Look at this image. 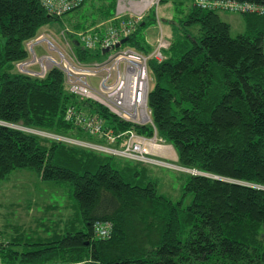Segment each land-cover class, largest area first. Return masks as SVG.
<instances>
[{
  "label": "trees",
  "instance_id": "16d2710c",
  "mask_svg": "<svg viewBox=\"0 0 264 264\" xmlns=\"http://www.w3.org/2000/svg\"><path fill=\"white\" fill-rule=\"evenodd\" d=\"M42 1L0 0V179L21 168L61 189L68 182L73 221L83 226L73 222L23 248L0 234V264H264V16L242 15L244 31L231 37L216 10L201 9L195 0H160L172 11L170 19L161 18L169 45L161 60H147V106L156 135L171 144L178 165L198 171L188 173L184 190L191 200L182 207L156 191L141 163L23 129L99 141L64 120L71 105L96 115L113 133L152 134L148 124L76 98L57 68L42 78L15 72L13 63L26 56L24 42L48 21L86 5L66 22L84 62L103 54L82 48L75 35L116 24V0H80L61 16L48 14ZM154 16L149 9L121 46L148 53ZM103 220L111 222V234L97 239L92 224Z\"/></svg>",
  "mask_w": 264,
  "mask_h": 264
},
{
  "label": "built area",
  "instance_id": "2783aa9c",
  "mask_svg": "<svg viewBox=\"0 0 264 264\" xmlns=\"http://www.w3.org/2000/svg\"><path fill=\"white\" fill-rule=\"evenodd\" d=\"M159 1L117 0L114 8L115 25L108 26L102 33L86 32L77 35L78 43L84 49H106L102 53V59L97 61L78 60L74 54H68L57 46L46 33H39L24 42L26 56L13 63L15 72L42 78L47 70L57 68L62 72L67 90L79 100L82 98L92 100L121 120L138 125L148 124L152 129L150 136H143L132 129L117 133L104 131L102 121L94 114L85 113L70 105L64 110V120L82 131L103 135L105 141H82L47 133L49 138L128 160L154 161L160 165L165 164L166 167L172 166L148 157V148H146L147 142L154 141L158 137L147 106V93L150 87L147 60L149 58L161 60L162 50L167 48L168 40L158 33L153 49L146 54L129 47H122L120 44L131 34L148 9L154 10L156 27L159 31L160 23L156 15ZM79 3L80 0H43L41 5L48 14L61 16L73 10ZM195 5L207 10L218 9L241 14L264 15V0H195ZM35 43L40 44L41 50L38 52L33 49ZM111 230L112 224L106 220L94 221L92 224V233L97 239L108 238Z\"/></svg>",
  "mask_w": 264,
  "mask_h": 264
},
{
  "label": "rangeland",
  "instance_id": "374dc122",
  "mask_svg": "<svg viewBox=\"0 0 264 264\" xmlns=\"http://www.w3.org/2000/svg\"><path fill=\"white\" fill-rule=\"evenodd\" d=\"M159 4H160V1L158 3L156 12L158 15L157 17H159L158 19L160 23V26H159L160 29L158 31L155 26V29H153V35H152L153 38L149 39L147 37V42L152 45L151 50L154 47L155 39L157 38L158 33L159 34L161 33L167 39L169 37L168 25L162 23L161 18L170 19L172 15V11L170 7L167 6V4H164L163 6ZM86 9H87L86 5H83L81 8H79L75 12H71L66 15H63L58 20L48 21L47 24L40 29L39 33L48 34L51 37L52 41L57 46L62 48L68 54H71V53L74 54V56L77 58L74 52V48L72 46V41H71L72 39L69 38V36L73 32L70 29L68 23L66 22L69 17L74 16V15L78 16L82 12H84ZM216 11H217L216 14L218 15L221 21L226 22L227 20H231L230 22L232 24V27L229 31V35L231 37L237 34H240L239 32H242L243 30V24L241 22L243 21L242 15L260 16L259 14L258 15L241 14L239 12H229V11L227 12V11L218 10V9ZM145 13L143 16H145ZM236 20L240 22L242 29L239 23L237 24ZM75 37H78V36L75 35ZM77 41H78V38H77ZM33 49L35 50V52L40 51L41 50L40 44L35 43V45L33 46ZM262 51L264 52V36L262 40ZM162 54H163V50H162ZM151 85H152V79L149 80V86ZM82 100H87L89 102L96 103L92 100L85 99V98H82ZM96 118L102 121L97 116ZM17 127H20V126H17ZM23 129L25 131H31L33 133H37L45 137H48L47 133H49V132L38 131L36 129H30V128H23ZM103 130L109 131L110 129H103ZM110 131L113 132L112 130ZM82 135L84 136L90 135L94 137L96 136V138L99 139V141H92V142H104L105 141L104 136L100 134H91V133L82 131ZM159 138L157 137L154 139V141L147 142L146 148H148V154H149L148 157L153 158L159 162L170 164L172 165L171 167L169 166L166 167L167 165L165 164L160 165V163H156L154 161L153 162L151 161L137 162L133 160L131 161L137 162L138 164L141 163L140 165L145 167L144 174L146 176V179H149L155 182L156 191L158 193L167 197L172 203L180 202V205L183 207L186 204H188L191 200V194L184 190V184L187 179L188 173L196 174L198 173V171L178 165L176 161V153L173 147L171 146V144L166 143L164 142V140H160ZM79 140L90 141L86 139H79ZM77 146H80V145H77ZM81 147H84V146H81ZM84 148H87V147H84ZM95 152H99V151H95ZM99 153L104 154V155H111V156L119 157V156L107 154L104 152H99ZM124 178L128 179L126 175H124ZM63 186L71 187V185L68 182H64ZM66 187H62L61 189L59 188V184H57L56 186L54 185L53 181H41L36 176L35 172L27 170V169L19 168V169L11 170L4 178L0 179V230H3L4 226H7V225H9L7 226L8 229H11L12 223H14V225L15 224H25V225L26 224H32V225L33 224H39V225L44 224V226L47 227L46 228L47 232L44 233L40 231L41 230L40 227H44V226H39L37 227L38 230L36 232H30L27 234L26 240H20L19 242H17V243H21L20 245H17V246L23 248L26 246L24 245V243L30 244L33 241L42 240L43 235H47V234L51 235L52 233H55V232L58 234L62 233L63 231H62L61 226L64 225V221L66 217H67V220L69 219L71 220V224H68L65 226H70V225L73 226L74 224V226H77V227L81 226V229H82L83 225L81 223L80 224L77 223L78 221L77 218L73 221V218L75 217V213L70 205L72 204V202L74 203V199L69 197L68 192L66 191ZM29 227L31 228L33 226H29ZM81 264H96V263L86 262V263H81Z\"/></svg>",
  "mask_w": 264,
  "mask_h": 264
},
{
  "label": "crops",
  "instance_id": "0c3cea01",
  "mask_svg": "<svg viewBox=\"0 0 264 264\" xmlns=\"http://www.w3.org/2000/svg\"><path fill=\"white\" fill-rule=\"evenodd\" d=\"M156 15H157V12H156ZM158 16V15H157ZM159 18V17H158ZM231 20H227L225 23H227V25L229 26V31H230V29H231V27H232V24H231V22H230ZM162 22V21H161ZM236 22H237V24L239 23V25H240V27H241V29H242V26H241V24H240V22L239 21H237L236 20ZM242 22V24H243V30H242V32L244 31V28H245V26H244V22L243 21H241ZM233 26H235V25H233ZM154 29H155V26L153 27ZM241 29H240V31H241ZM242 32H239V33H242ZM148 33V32H147ZM153 31H150V33H148V38L149 39H151V38H153ZM147 39V38H146ZM155 39V38H154ZM53 206V205H52ZM71 207H72V209L74 210V204L72 203L71 205H70ZM74 213H75V210H74ZM74 219V218H73ZM41 223V222H40ZM68 224H71V220L69 219V220H67V217L65 218V221H64V225L63 226H61L62 227V231L64 230V229H71L72 228V226L70 225V226H65V225H68ZM56 225V224H55ZM7 226H9V225H7ZM7 226H4V229L3 230H0V234H1V236L6 240V241H19V240H26L27 239V234L28 233H30V232H36L38 229H37V227H39V226H44V224H15L14 225V223H12L11 224V229H8V227ZM29 226H33V227H29ZM35 226V227H34ZM57 226V225H56ZM47 227L46 226H44V227H40V231H42V232H47V229H46ZM55 234H58V233H52L51 235H43V237H42V240H45V239H49V238H51L53 235H55ZM86 262H90V261H80V262H71V263H56V264H81V263H86ZM91 263H94V262H91Z\"/></svg>",
  "mask_w": 264,
  "mask_h": 264
},
{
  "label": "water",
  "instance_id": "95a60500",
  "mask_svg": "<svg viewBox=\"0 0 264 264\" xmlns=\"http://www.w3.org/2000/svg\"><path fill=\"white\" fill-rule=\"evenodd\" d=\"M117 45H118V44H115V46H117ZM105 50H106L105 48H102V49H100V52L103 53ZM193 170H194V169H193ZM191 174H193V173H191Z\"/></svg>",
  "mask_w": 264,
  "mask_h": 264
}]
</instances>
